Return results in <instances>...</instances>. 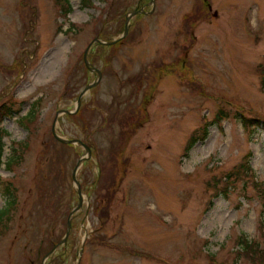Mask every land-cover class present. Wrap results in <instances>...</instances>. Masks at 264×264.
Returning a JSON list of instances; mask_svg holds the SVG:
<instances>
[{
	"label": "rangeland",
	"instance_id": "rangeland-1",
	"mask_svg": "<svg viewBox=\"0 0 264 264\" xmlns=\"http://www.w3.org/2000/svg\"><path fill=\"white\" fill-rule=\"evenodd\" d=\"M69 3L67 20L57 0H0V106L13 112L0 121L5 156L26 144L21 164L0 167V208L3 181L18 194L0 264L261 263L238 242L245 234L264 243L252 173L235 186L225 175L250 161L264 182V0ZM141 7L154 11L134 16L118 44L90 48L102 79L77 108L97 78L85 50L118 38ZM54 128L91 150L68 236L79 203L73 173L88 152Z\"/></svg>",
	"mask_w": 264,
	"mask_h": 264
},
{
	"label": "trees",
	"instance_id": "trees-1",
	"mask_svg": "<svg viewBox=\"0 0 264 264\" xmlns=\"http://www.w3.org/2000/svg\"><path fill=\"white\" fill-rule=\"evenodd\" d=\"M57 3L60 7L61 10V15H63L67 20H69L68 16L72 11V7L69 3V0H57ZM81 5L82 7H91L93 5V0H81ZM74 25V24H73ZM72 23L70 24L68 30L69 31H73L74 28L71 27ZM118 44V43H117ZM264 72V71H263ZM263 83H264V76H263ZM8 104V105H7ZM12 105L11 102L6 103L4 102L3 105L0 106V121L3 120V118L6 115H10L12 114V107L10 106ZM34 108H31L29 113H27V115H25L23 118L24 119H29L28 121H30L35 113V110H33ZM222 110L221 109L219 111V119L222 114ZM240 120L247 126V125H259L260 120L257 119H250L249 117H247L245 114H240L237 115ZM217 120V118L215 119ZM25 121H22V123L24 124ZM208 128V123L205 124V132H204V136L206 134V129ZM10 135V133L0 127V167L2 165H4L7 169L12 170L16 165L21 164L24 160V155L22 154V149L25 147V143L23 142H18V143H12V146L10 147V153L8 156H5V138L8 137ZM198 141V137H194V135L191 137L189 144L186 147V154L188 153L189 149ZM68 145V144H67ZM24 146V147H23ZM248 163H250V161H248ZM248 163H241L239 165H237L228 175H225L226 180H231L234 178V180H231L230 182H228V185H234L236 184L237 181L236 178H239L241 176L243 177H247L249 176L251 173L252 176V181L253 184L258 192L259 197L261 198V203L264 209V182H262L261 180H259L256 175L253 173V169L250 166V164ZM3 188H2V193L3 196L6 199V205L3 208H0V232H2L1 230L6 227V223L7 221L12 218L13 216V212L15 211V209L17 208V204H18V194H17V187L14 186V184L11 181H3ZM233 186V187H234ZM262 232H263V237H264V215L262 218ZM238 242L240 244L241 247V251L242 254H246L248 257H250V259L252 260V262H261V263H257V264H264V243L262 244V242L257 241L256 239H250L247 235H240L238 237ZM264 240V239H263Z\"/></svg>",
	"mask_w": 264,
	"mask_h": 264
},
{
	"label": "water",
	"instance_id": "water-1",
	"mask_svg": "<svg viewBox=\"0 0 264 264\" xmlns=\"http://www.w3.org/2000/svg\"><path fill=\"white\" fill-rule=\"evenodd\" d=\"M151 2H153L155 4V0H151ZM154 11V7L150 10V11H146L144 7H141V8H136L134 9L133 11H131L130 13H128L127 17H126V25H125V28H124V31L123 33L116 39L112 40V41H103L102 39L100 38H95L90 44L89 46L87 47V49L85 50V53H84V62H85V65L86 67L90 70V71H96L98 73L97 75V78L92 81L91 83L87 84L86 87L81 91L79 97H78V105H77V108H79L81 102H82V98L84 97V95L93 87H95L96 85H98V83L100 82V80L102 79V71L95 67L91 62L90 60L88 59V53L90 51V48L93 46V44L95 42H99V43H103V44H106V45H112V44H115L117 43L118 41H120L122 38H124L128 32H129V28H130V24H131V19L136 16L137 14H140V13H146V14H150ZM77 110H73V111H69V110H65L66 113H75ZM53 132H54V135L55 137L60 141V142H63V143H69V144H74V143H77V144H81L82 146L85 147V149L87 150L88 152V155H84L82 157H80V159L78 160V163L75 167V170H74V173H73V177H74V181L76 182L77 184V192H78V199H79V203L78 205L71 211V214H70V217L68 219V223H67V233H66V236H68L69 234V231H70V227H71V218L73 216V213L74 211L78 210L82 205H83V194H82V189H81V186H80V181L77 177V171L78 169L80 168L81 164L88 158L91 157V150H90V147L85 144L81 139H68V138H64V137H61L60 135L57 134L56 132V129L54 128L53 129ZM67 240V238L65 237L64 239H62V241L59 243V244H62V243H65ZM58 245H55L52 250L50 251V253L54 252L56 249H57Z\"/></svg>",
	"mask_w": 264,
	"mask_h": 264
}]
</instances>
